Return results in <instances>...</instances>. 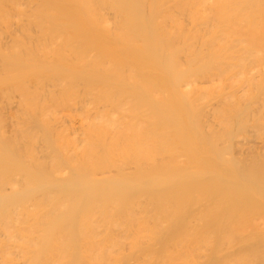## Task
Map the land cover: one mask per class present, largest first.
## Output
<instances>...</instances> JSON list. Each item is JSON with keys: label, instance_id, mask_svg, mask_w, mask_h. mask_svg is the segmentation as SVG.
I'll list each match as a JSON object with an SVG mask.
<instances>
[{"label": "bare ground", "instance_id": "bare-ground-1", "mask_svg": "<svg viewBox=\"0 0 264 264\" xmlns=\"http://www.w3.org/2000/svg\"><path fill=\"white\" fill-rule=\"evenodd\" d=\"M0 264H264V0H0Z\"/></svg>", "mask_w": 264, "mask_h": 264}]
</instances>
